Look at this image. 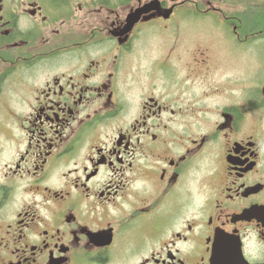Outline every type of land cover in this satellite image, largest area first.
Listing matches in <instances>:
<instances>
[{
  "label": "flooded vegetation",
  "instance_id": "1",
  "mask_svg": "<svg viewBox=\"0 0 264 264\" xmlns=\"http://www.w3.org/2000/svg\"><path fill=\"white\" fill-rule=\"evenodd\" d=\"M264 0H0V264L264 262Z\"/></svg>",
  "mask_w": 264,
  "mask_h": 264
},
{
  "label": "water",
  "instance_id": "2",
  "mask_svg": "<svg viewBox=\"0 0 264 264\" xmlns=\"http://www.w3.org/2000/svg\"><path fill=\"white\" fill-rule=\"evenodd\" d=\"M264 215V210H263ZM226 240L220 239L216 242V245H223L222 250H214L213 264H249L247 263L241 253L240 244H230L231 247L227 249L225 247ZM264 264V263H262Z\"/></svg>",
  "mask_w": 264,
  "mask_h": 264
}]
</instances>
